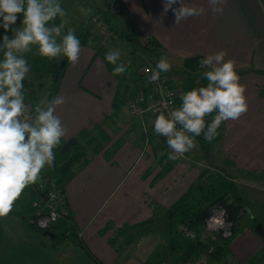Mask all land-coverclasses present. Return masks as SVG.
Segmentation results:
<instances>
[{"label":"crops","instance_id":"0c3cea01","mask_svg":"<svg viewBox=\"0 0 264 264\" xmlns=\"http://www.w3.org/2000/svg\"><path fill=\"white\" fill-rule=\"evenodd\" d=\"M106 1L60 0L69 21L67 29L75 25V33L83 36L78 62L73 65L64 61L54 80L57 86L52 99L65 97V103L55 111L66 129L61 140L75 137L80 130L93 138L97 127L105 134L98 143L90 139L84 144L83 156L88 159L72 168L63 186L74 231L72 237L67 235L51 242L50 237L28 225L32 199L26 197V192L22 207L0 217V263L166 262L164 256L146 263L153 252L158 253L155 242L159 238L153 234L143 240L141 237L131 248L133 240L126 238L131 227L154 223L165 226L164 210L193 182L199 172L195 164L220 169L205 166L203 141L195 140L196 147L183 158L164 157L166 146L162 136L153 130L151 122L156 116L151 97L140 80V65L156 67L161 56L167 57L179 107L181 94L194 88L191 76L199 73L198 77L206 80L201 75L206 69L191 70L185 61L190 58L199 61L220 50L226 52L225 60L235 61L239 82L246 87L248 105L239 119L222 122L218 134L210 141L213 159L226 168L220 171L234 182L245 212L238 219L237 232L229 241L225 256H231L237 264L245 263L253 255L258 260L259 253L264 257V183L252 179L254 172H264V0H222L216 5L223 9L222 14L212 11L209 0H184L186 6L203 8L204 12L179 24H175L171 9L165 11V0H115L120 9L112 16L106 13ZM92 4L89 15L80 14L81 7L92 9ZM93 13L103 14V21L114 32V37L101 46L104 57L110 50L119 49L138 58L130 74L113 75L112 65L94 53L98 40L92 38L96 35L89 20ZM136 26L149 34L151 48L138 42ZM94 147L98 149L92 151ZM199 154L204 157L196 160ZM249 173L251 178L246 176ZM259 178L258 181L264 182V177ZM253 221L261 224V235L252 230ZM255 264H264V259Z\"/></svg>","mask_w":264,"mask_h":264},{"label":"clouds","instance_id":"9594fccd","mask_svg":"<svg viewBox=\"0 0 264 264\" xmlns=\"http://www.w3.org/2000/svg\"><path fill=\"white\" fill-rule=\"evenodd\" d=\"M177 3L180 6L173 7ZM209 3L213 5L214 13L222 14L223 9L216 7L222 0H209ZM165 4V11L172 10L175 24L204 12L203 8L186 6L184 0H165ZM79 10L85 15L92 11L84 7ZM18 14H22L23 19L20 26L14 28ZM57 17L61 18L59 24H49ZM68 23L60 0H0V27L5 33L13 32L11 39L4 35L0 42V52L3 53L0 59V217L12 211L23 190L40 179L45 166L53 165V149L66 135L65 127L55 115L57 106L65 103V97L42 100L33 115L31 106L25 103L22 89L30 71L25 54L32 51V46H36V53L41 57H66L73 65L78 62L80 40L72 28H68L65 34ZM121 55L119 49L110 50L105 55L108 63L117 65L113 75L126 71L125 63L117 64ZM225 56L226 52L220 50L201 59L199 64L206 69L201 75L208 81L207 85L182 93L178 108L167 116L161 112L151 122L154 133L166 138L171 150L169 160L179 159L195 148V137L203 133L205 139L211 141L222 122L237 120L247 112L246 87L239 82L235 61L225 60ZM170 70L167 57L161 56L151 71L150 82L159 81L160 73ZM214 112L211 123L206 125L204 118ZM224 216L226 211L217 209L209 219L218 229H226L230 225Z\"/></svg>","mask_w":264,"mask_h":264},{"label":"trees","instance_id":"16d2710c","mask_svg":"<svg viewBox=\"0 0 264 264\" xmlns=\"http://www.w3.org/2000/svg\"><path fill=\"white\" fill-rule=\"evenodd\" d=\"M105 6H106V13L108 15L112 16L119 12L118 10L114 14L108 13L109 5L107 1L105 2ZM101 16L103 17L104 15L101 14ZM3 36L4 33L2 32V30H0V42H2ZM77 38L80 40L81 43L83 39L82 33ZM92 38L97 39L96 35L92 36ZM102 45L103 44H101L98 40V45H95V47H93V51L104 62H106L104 53L102 52L103 51L101 47ZM2 58H3V53L0 52V59ZM62 58L64 59V61L67 60L66 57H62ZM185 62H187V66L191 70L196 69V64L198 63L196 58L187 59ZM60 68L61 66H59V64L56 65L55 68L53 64H49V65L47 64L45 70L46 71L50 70L52 74L55 72L57 73L58 76L60 74ZM198 75L200 74L196 73V76ZM194 77L195 76L192 75L191 80ZM200 79H201L200 85L206 86L208 81L203 80L202 78ZM140 80L142 82L141 76H140ZM23 85L24 87L26 86V79H24ZM142 86L145 87L143 82H142ZM31 103L37 105V103L35 102H31ZM175 103H177L176 97H175ZM213 116L214 113L209 115L205 119L206 125L211 123ZM96 130L99 133V137L101 139L102 138L104 139L105 134L100 130V128L97 127ZM84 132L85 130H80L79 133L75 136L76 141H78V138H80L82 139V142L81 143L75 142V144H73L67 151L63 153L58 152L59 147L63 143L62 141L57 147L53 149L55 160L50 168L54 170V173L51 177L40 178L37 181L38 185L31 184L28 187H26V192H27L26 197L28 199H34L35 196L41 194L43 195L47 191V188L49 187L58 189L63 195V186L64 183L67 181V179L71 176L72 168L81 165L86 161V159H88L83 156L85 153L84 144L86 142H89L90 140L84 138L86 134V133L83 134ZM194 139L203 142H210L207 139H205L203 133L200 136L195 137ZM95 149L98 148L94 147L92 151H95ZM166 153L169 154L167 152V149H166ZM63 201L67 206V202L64 196H63ZM214 204L219 205L226 211L225 219L230 223V231L232 234L233 231L238 229L237 227L238 219L241 216H244L245 214V212L242 209L243 208L242 196L237 192L233 181L230 180L228 176H226L220 171H216L213 169L208 170V168H205L199 171V173L196 176V179H194V181L189 185L186 191L183 194H181L175 200L174 203H172L169 207L165 208L164 210V219H165L164 223L167 229V234H166L167 248L165 252V256H166L165 260L168 264H176L183 260H194L197 259L198 257H201L202 254L208 259L220 261L228 253L227 237H222L217 232L210 234L206 230H204L203 227V219L208 215L211 205ZM27 217L30 218L31 213L28 214ZM255 221H253L252 226L256 223ZM26 222L28 223V225L35 227L40 232L47 229L49 231V229H51L50 232L55 233V235L52 236L50 239L51 242L59 241L64 236L67 235L69 237H72V234L74 232L72 229V221L70 220L69 215H67L65 218H57L46 229L37 228L33 223L29 222L28 219H26ZM177 223L187 226V228L191 230V232L193 233V237L186 238L183 237L179 232H177L175 228ZM158 247L157 250L159 249ZM86 254H88L93 260H95V258L92 257L87 250H86ZM149 257L154 259L159 258L157 252H153V254ZM95 262L97 261L95 260ZM166 262H163V264H165ZM160 263H161L160 260H157V263L155 264H160Z\"/></svg>","mask_w":264,"mask_h":264},{"label":"built area","instance_id":"2783aa9c","mask_svg":"<svg viewBox=\"0 0 264 264\" xmlns=\"http://www.w3.org/2000/svg\"><path fill=\"white\" fill-rule=\"evenodd\" d=\"M109 5L108 13L114 14L119 10V5L115 0H107ZM90 23L93 28H95V34H98L99 42L103 44L107 40H109L112 36H114L113 30L105 23L102 17L98 13H93L90 18ZM135 32L137 33L138 42L141 46L152 47V40L150 39L149 34L143 30L142 28H135ZM200 61V60H199ZM198 63L196 64V69L199 70L202 67ZM155 67L149 64H143L140 66L139 76H141L142 82L146 87L147 94L151 97V105L153 109V113L156 115L161 112L166 116L173 109L177 108V103H175V88L171 83V76L168 72L160 73V80L157 82H150L149 78L151 75V71L154 70ZM200 78L198 76L194 77L191 80V83L195 86V88L201 87ZM25 103L30 105L33 111V115L35 114L36 104L29 102L25 99ZM206 116L204 119H206ZM180 127L179 125L177 126ZM164 144L166 146L167 152L169 153L171 150L168 148L166 144V138L163 137ZM182 158V157H181ZM180 159V158H179ZM30 206L32 208L30 221L40 229H46L54 222L57 218H65L69 215V208L63 201L62 193L53 187L47 188V191L42 195L35 196L34 199L30 201ZM217 209H223L219 205H211L208 215L203 219V227L208 233L217 232L222 237H228L231 235L230 227L228 228H217L210 221V217H212ZM223 219L230 225V223L225 219ZM177 232H179L183 237L192 238L193 233L191 230L182 224H178L176 226ZM201 257H205L203 254ZM199 258V257H198ZM183 260L176 264H202L199 260ZM143 264V263H137ZM162 264V263H161Z\"/></svg>","mask_w":264,"mask_h":264},{"label":"rangeland","instance_id":"374dc122","mask_svg":"<svg viewBox=\"0 0 264 264\" xmlns=\"http://www.w3.org/2000/svg\"><path fill=\"white\" fill-rule=\"evenodd\" d=\"M96 2L99 3L100 0H96ZM92 5L93 6H91L92 7L91 10H93V7H94V4H92ZM88 8H90V7H88ZM80 14H82L81 11H80ZM18 15H19V18H18L16 24L12 26L14 28L15 27H19L20 23H21V20L23 19L22 14H18ZM60 19L61 18L57 17L55 21H53V22L50 21L49 24H59L60 23ZM87 19H88V16H87ZM85 23H87V20H86ZM66 26L70 27L69 25H66ZM66 26H65L64 31L67 29ZM136 27L140 28L139 26H136ZM73 28H75V25H73L72 29ZM0 30H2L4 35H8L10 39L13 37V32L12 31H8L7 33H5V31H4V29L2 27H0ZM79 31H83V29H79ZM66 32L67 31H65V34H66ZM80 34L75 33L76 37L80 36ZM96 37H97V40H99L98 34L96 35ZM113 37L114 36H112L111 38H113ZM137 40H138V38H137ZM106 42H104L103 45ZM25 58L28 61V65H29L30 71H29V73L27 74V76L25 78L26 79V86L22 89L23 94H24V98L26 100L31 101V102L37 103V105H39L42 100H47V101L52 100L53 93L55 92V89H56V86H57V83L55 81H54L55 83L52 81L55 72L52 74L50 70L46 71L45 69L47 67V64L48 65L49 64H53L54 68H55L56 65H58L59 62H61L63 60V58L62 57H57V58L49 59V58H46V57H41L40 55H38L36 53V46H32V51L29 52V53H26L25 54ZM121 59H124L123 62L127 65V68H126L125 72L130 74L131 73V67H134V68L136 67V64L138 62V58L132 53H125V54L121 55L120 60ZM111 65H112L113 68L117 66V65H113V64H111ZM181 103H180V105H181ZM43 106L46 107V105H43ZM96 133L98 135H95L93 138L88 136V135H85L84 138H86L87 140L88 139L89 140L92 139L94 141V143H98V142H100L101 138L99 137V133L97 131H96ZM61 141H63V140H61ZM197 141L199 142V140H197ZM76 142L81 143L82 139L78 138V141H76ZM198 144L201 145V143H198ZM203 146L206 149V150L203 151L205 153V159H204L205 164H206L205 166L212 165V166H214V167H216V168H218L220 170L226 169V168L218 165L217 163H215V161L213 159L215 157L212 155V152H213L212 143L211 142H208V143L205 142V144ZM164 157L166 159H168V154L165 153V152H164ZM201 157H204L203 154H199L197 156L196 160H200ZM195 165L199 168V171L202 170V169L208 168V167H202L201 165H198V164H195ZM210 167L208 168V170L211 169ZM53 173H54V170H52L49 166L45 167L44 169H42V171L40 173V178L51 177L53 175ZM198 173H196V174H198ZM240 173L243 174L241 171H240ZM254 173L255 174H253V177H252V179H254V182L255 183L256 182L257 183H264V182L258 181V180H260L259 177H264V172L258 171V172H254ZM223 174H225V173H223ZM246 176H247V178H251V173L247 174ZM194 179H196V177ZM35 184L38 185L37 182ZM22 194L15 201V203L13 205V208H12V211L9 214L15 213L16 212L15 210L19 206L22 207L24 205L22 200L25 199L24 196H26V188L23 190ZM18 212H19L18 214H20L21 211H18ZM178 224L179 223H177L176 226ZM236 232L237 231H233L232 234L227 237L228 243L234 237ZM150 234H153V235H155V236H157L159 238V241L155 242V244H157L156 246L159 245V247H158L159 249H158V253L157 254H158L159 258L160 257H164L165 256V252H166V248H167L166 247L167 246V243H166V234H167L166 226H162L160 224L158 225V223H154L151 226L150 225H146V226H142L141 228L131 227V233H130L129 236H126V238H127V240L128 239L133 240V241H131V248H134L136 246L137 242L141 239V237H142V240H143L145 237H147V235H150ZM258 257L259 258L257 260V256L255 257V255H253L252 258H250L249 260H247L245 263H242V264H255L256 261H261V260L264 259V257L262 256V253H259ZM198 260L202 264H237L235 262V260L231 256H225V258L220 260V261H215V260H212V259H208L207 257H199ZM152 262H153V258H149L146 263H152ZM140 263H143V262H140Z\"/></svg>","mask_w":264,"mask_h":264},{"label":"water","instance_id":"95a60500","mask_svg":"<svg viewBox=\"0 0 264 264\" xmlns=\"http://www.w3.org/2000/svg\"><path fill=\"white\" fill-rule=\"evenodd\" d=\"M63 62H64V59H63L61 62H59V66H61V65L63 64ZM56 77H57V73H54V76H53L52 81H54V80L56 79ZM75 142H76L75 137L71 136V137L67 138L66 140L63 141V143H62L61 146L59 147L58 152H59V153H63V152H65V151H67V150H68L73 144H75ZM252 230H253L255 233L261 235V234H262L261 224H260L259 222H256V223L252 226ZM41 234H42V235H47V236L50 237V238H51L52 236L55 235L54 233H52V232H50V231H48V230H43V231L41 232Z\"/></svg>","mask_w":264,"mask_h":264}]
</instances>
